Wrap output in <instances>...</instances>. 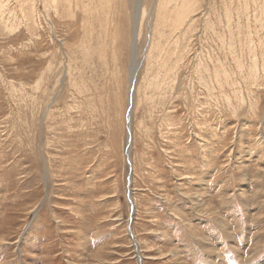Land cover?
I'll return each mask as SVG.
<instances>
[{
  "label": "rangeland",
  "instance_id": "1",
  "mask_svg": "<svg viewBox=\"0 0 264 264\" xmlns=\"http://www.w3.org/2000/svg\"><path fill=\"white\" fill-rule=\"evenodd\" d=\"M140 4L0 0V264H264V0Z\"/></svg>",
  "mask_w": 264,
  "mask_h": 264
},
{
  "label": "bare ground",
  "instance_id": "2",
  "mask_svg": "<svg viewBox=\"0 0 264 264\" xmlns=\"http://www.w3.org/2000/svg\"><path fill=\"white\" fill-rule=\"evenodd\" d=\"M137 4H138V8L140 9L141 8V4H140V0H137ZM137 8V9H138ZM186 12V11H185ZM189 14V13H188ZM138 23H139V19H138V21H137V31H135V34H134V43H133V51H134V53H135V51H136V42H137V37H138V33L137 32H140V31H138L139 29H140V27H139V25H138ZM140 24V23H139ZM134 67V66H133ZM133 74H132V76H131V80H130V82H131V93H133V90H134V85H135V81H136V76H137V68H135L134 67V69H133V72H132ZM132 98H133V95L131 96V98H130V110H131V106H132ZM129 118H130V120H131V117L129 116ZM128 128H129V131H130V121H128ZM129 142H130V138H129ZM128 152H130V150H128ZM131 199V202H132V205H133V208H134V204H133V199L132 198H130Z\"/></svg>",
  "mask_w": 264,
  "mask_h": 264
},
{
  "label": "water",
  "instance_id": "3",
  "mask_svg": "<svg viewBox=\"0 0 264 264\" xmlns=\"http://www.w3.org/2000/svg\"><path fill=\"white\" fill-rule=\"evenodd\" d=\"M131 96H132V93H131ZM129 113H130V110H129ZM128 121H130V118H128ZM133 206V205H132ZM133 215V214H132ZM131 219H132V216H131ZM135 246H136V252L138 253V257H139V261L141 262L142 264V258L140 257L139 255V251H138V248H137V242L135 241Z\"/></svg>",
  "mask_w": 264,
  "mask_h": 264
}]
</instances>
